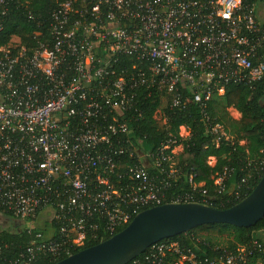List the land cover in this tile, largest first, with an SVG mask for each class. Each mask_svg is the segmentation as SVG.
<instances>
[{"label": "built area", "instance_id": "1", "mask_svg": "<svg viewBox=\"0 0 264 264\" xmlns=\"http://www.w3.org/2000/svg\"><path fill=\"white\" fill-rule=\"evenodd\" d=\"M6 7L0 0V20ZM50 18L47 42L27 48L14 37L0 46V216L30 236L17 259L0 245V264L69 256L146 208L197 202L190 194L165 201L143 163L125 181L112 179L125 151L124 114L142 92L158 91L171 108H206L228 85L264 76V20L242 0H65ZM208 130L225 136L219 125ZM173 142L159 152L174 153ZM46 211L45 233L33 223ZM167 251L179 253L172 264H241L246 253L197 259L155 243L128 264H163Z\"/></svg>", "mask_w": 264, "mask_h": 264}, {"label": "trees", "instance_id": "2", "mask_svg": "<svg viewBox=\"0 0 264 264\" xmlns=\"http://www.w3.org/2000/svg\"><path fill=\"white\" fill-rule=\"evenodd\" d=\"M62 1L65 0H6V14L0 20V46L8 45L14 37L27 48L35 46L38 41L47 42L51 11ZM258 1L242 0L244 4H256ZM126 62L129 63L127 59ZM183 93V98L191 96L188 91ZM161 96L158 91L150 95L142 92L138 97V109L132 108L124 114L123 120L128 125V131L122 136L125 151L115 156L118 168L112 179L116 180L121 174L125 181L129 167L143 163L148 174L159 183L165 201L177 195L190 194L195 201L219 209L240 202L264 173V76L251 84L228 85L224 94L210 98L206 108L195 102L171 108L162 104ZM159 107L165 119L163 123L154 116ZM229 107L240 113L239 119L230 116ZM215 125L225 133L219 140L208 130V126ZM181 126L189 132L184 138L179 133ZM169 140L174 141L172 148L181 145L182 150L176 154L169 150L160 153L159 149ZM113 144L117 145L116 142ZM164 155L170 159L162 161ZM210 157L215 158L214 165L209 164ZM170 167L173 173L169 176L162 172L169 171ZM203 190L206 192L204 196ZM93 219L97 221L95 216ZM37 230L46 233L47 229L38 227ZM261 230H264V218L251 227L208 224L156 244L176 243L180 252L190 251L197 259H216L245 249V261L241 264H264V238L259 236ZM199 231L205 234L199 235ZM29 238L25 230L16 227L0 230V245L7 246L5 252L12 259H17L24 251ZM107 238L109 236L103 234H98L97 238L88 236L84 245L74 248L71 253ZM254 241L261 245L260 248L253 245ZM150 249L136 258L143 259ZM65 257L46 258L37 264H53ZM178 257L179 253L167 251L163 264H172Z\"/></svg>", "mask_w": 264, "mask_h": 264}, {"label": "water", "instance_id": "3", "mask_svg": "<svg viewBox=\"0 0 264 264\" xmlns=\"http://www.w3.org/2000/svg\"><path fill=\"white\" fill-rule=\"evenodd\" d=\"M264 218V173L252 191L231 207L165 203L138 212L113 236L53 264H128L162 239L208 224L251 227Z\"/></svg>", "mask_w": 264, "mask_h": 264}, {"label": "rangeland", "instance_id": "4", "mask_svg": "<svg viewBox=\"0 0 264 264\" xmlns=\"http://www.w3.org/2000/svg\"><path fill=\"white\" fill-rule=\"evenodd\" d=\"M256 13H257L256 14L257 15V18L259 20H262L263 21V18H264V8L261 6V3H259V1H258V3H256ZM162 104H164V103L162 102ZM228 111H229V114H230V116L232 118H234V119H239L240 118V113L237 110H235L233 107H229L228 108ZM154 116L160 121V123H163L164 120H165L163 118V114L161 113L160 107L156 110ZM179 133H180V136L183 137V138L188 135V131L183 126L180 127ZM181 150H182V146L181 145L175 146L174 153L176 154V153L180 152ZM208 162H209L210 165H214L215 162H216V160H215L214 157H210L208 159ZM218 181L219 180H216V182H218ZM47 213H48V211L42 212L40 214V216L33 223L34 227H39V228H42V229L46 227V224L49 221V217H50V214L49 213L47 214ZM0 221H2L0 223H4V225L0 224V230L3 229V228H5V229H7V228L12 229V227L14 226V221L12 219L3 218V217L0 216ZM15 227H16V224H15ZM198 233H199V235L205 234L204 231L203 232H200L199 231ZM259 236H261V238H264V230L259 231Z\"/></svg>", "mask_w": 264, "mask_h": 264}, {"label": "crops", "instance_id": "5", "mask_svg": "<svg viewBox=\"0 0 264 264\" xmlns=\"http://www.w3.org/2000/svg\"><path fill=\"white\" fill-rule=\"evenodd\" d=\"M259 3H261V6L264 8V0H260ZM263 20H264V18H263Z\"/></svg>", "mask_w": 264, "mask_h": 264}, {"label": "flooded vegetation", "instance_id": "6", "mask_svg": "<svg viewBox=\"0 0 264 264\" xmlns=\"http://www.w3.org/2000/svg\"><path fill=\"white\" fill-rule=\"evenodd\" d=\"M0 222H2V221H0ZM0 224L4 225V223H0Z\"/></svg>", "mask_w": 264, "mask_h": 264}]
</instances>
